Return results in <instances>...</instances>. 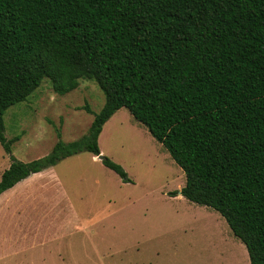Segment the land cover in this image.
Listing matches in <instances>:
<instances>
[{
	"label": "trees",
	"instance_id": "16d2710c",
	"mask_svg": "<svg viewBox=\"0 0 264 264\" xmlns=\"http://www.w3.org/2000/svg\"><path fill=\"white\" fill-rule=\"evenodd\" d=\"M46 79L61 96L95 82L105 105L80 140L58 133L47 156L23 162L5 114ZM123 108L185 173L181 196L219 213L264 264V0H0V144L11 160L0 197L69 158L99 157Z\"/></svg>",
	"mask_w": 264,
	"mask_h": 264
},
{
	"label": "rangeland",
	"instance_id": "374dc122",
	"mask_svg": "<svg viewBox=\"0 0 264 264\" xmlns=\"http://www.w3.org/2000/svg\"><path fill=\"white\" fill-rule=\"evenodd\" d=\"M104 105L95 82L81 80L61 96L44 80L5 114L7 140L20 137L12 155L23 162L43 158L58 133L65 143L80 140ZM99 146L132 182L83 153L57 165L56 191L1 199L0 264H251L219 213L175 196L185 173L127 109L105 125ZM10 165L0 144V180Z\"/></svg>",
	"mask_w": 264,
	"mask_h": 264
},
{
	"label": "crops",
	"instance_id": "0c3cea01",
	"mask_svg": "<svg viewBox=\"0 0 264 264\" xmlns=\"http://www.w3.org/2000/svg\"><path fill=\"white\" fill-rule=\"evenodd\" d=\"M57 167V166H56ZM56 167L50 168L48 170H45L39 174H35L31 176L30 178L20 182L17 184L13 189L7 191L4 193L1 197L0 200L3 198H7L11 196L12 194L17 193V195H31L32 190L35 189H40L44 190L46 188H53L54 191H56L57 184L60 182L58 180V172ZM52 181H55L54 183H51ZM56 185V186H55ZM59 185V184H58ZM60 187V185H59ZM60 194V190H59ZM60 259H62V253L58 255ZM69 260H73V255H72V250H71V245H70V254H69ZM76 261H83V259H76Z\"/></svg>",
	"mask_w": 264,
	"mask_h": 264
},
{
	"label": "water",
	"instance_id": "95a60500",
	"mask_svg": "<svg viewBox=\"0 0 264 264\" xmlns=\"http://www.w3.org/2000/svg\"><path fill=\"white\" fill-rule=\"evenodd\" d=\"M103 158H104V156H103V155H100V156H99V159H100V161H102V160H103ZM180 195H181V193H180Z\"/></svg>",
	"mask_w": 264,
	"mask_h": 264
}]
</instances>
